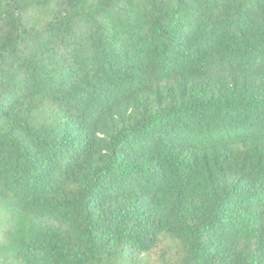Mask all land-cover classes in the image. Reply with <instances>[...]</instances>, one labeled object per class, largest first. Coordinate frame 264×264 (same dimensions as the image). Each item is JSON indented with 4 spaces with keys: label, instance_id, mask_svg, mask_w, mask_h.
<instances>
[{
    "label": "trees",
    "instance_id": "16d2710c",
    "mask_svg": "<svg viewBox=\"0 0 264 264\" xmlns=\"http://www.w3.org/2000/svg\"><path fill=\"white\" fill-rule=\"evenodd\" d=\"M0 264H264V0H0Z\"/></svg>",
    "mask_w": 264,
    "mask_h": 264
}]
</instances>
